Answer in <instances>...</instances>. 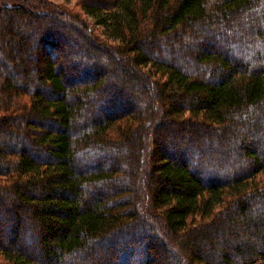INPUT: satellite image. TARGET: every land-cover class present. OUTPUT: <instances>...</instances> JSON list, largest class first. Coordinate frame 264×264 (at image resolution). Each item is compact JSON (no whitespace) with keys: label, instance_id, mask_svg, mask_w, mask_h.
<instances>
[{"label":"trees","instance_id":"obj_1","mask_svg":"<svg viewBox=\"0 0 264 264\" xmlns=\"http://www.w3.org/2000/svg\"><path fill=\"white\" fill-rule=\"evenodd\" d=\"M10 2L0 264H264V0Z\"/></svg>","mask_w":264,"mask_h":264},{"label":"rangeland","instance_id":"obj_2","mask_svg":"<svg viewBox=\"0 0 264 264\" xmlns=\"http://www.w3.org/2000/svg\"><path fill=\"white\" fill-rule=\"evenodd\" d=\"M4 1L7 4H11V2H10L11 0H4ZM49 1H51L52 3L62 7L64 10H66L67 12H69L71 14H78L80 17L84 18L87 21V23H88V27H89L90 31H92L94 34L100 36L101 38H104V36L101 34V32H102L101 27L94 22V19L92 17L84 14V12L80 9L81 0H49ZM68 50L70 52H72L71 48L68 49ZM63 54H66V51ZM64 58H66V61H67V57L65 56ZM28 61H29L28 63L30 65H32L34 63L33 59H29L28 58ZM4 211H5L4 208L0 207V213H4ZM29 216H30V212L27 210L25 212V215H24L25 219H23V221H24V223H27V224L31 225L30 232H32V231H35L37 229V226H36V223L33 220H31ZM0 226H2L1 223H0ZM0 239H1L2 242H4V240H5L4 233L2 232V230L0 231ZM20 242H21L22 246H24L23 248H25L26 251L31 249V247L26 246L27 245L26 242L24 243L21 240H20ZM23 243H24V245H23ZM163 256H164V254L161 253L160 256L156 259V262L161 264L162 261H163L162 260Z\"/></svg>","mask_w":264,"mask_h":264}]
</instances>
